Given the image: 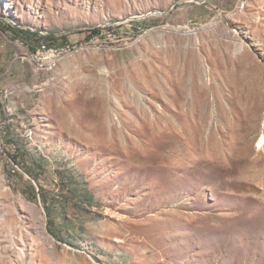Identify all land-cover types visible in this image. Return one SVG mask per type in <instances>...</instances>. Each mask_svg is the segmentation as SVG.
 <instances>
[{
  "label": "rangeland",
  "instance_id": "1",
  "mask_svg": "<svg viewBox=\"0 0 264 264\" xmlns=\"http://www.w3.org/2000/svg\"><path fill=\"white\" fill-rule=\"evenodd\" d=\"M0 26L39 33L0 264H264V0H0Z\"/></svg>",
  "mask_w": 264,
  "mask_h": 264
},
{
  "label": "crops",
  "instance_id": "2",
  "mask_svg": "<svg viewBox=\"0 0 264 264\" xmlns=\"http://www.w3.org/2000/svg\"><path fill=\"white\" fill-rule=\"evenodd\" d=\"M10 26H0V128L6 118L16 112V76L17 71L25 76L27 65L24 59H18V42ZM24 87L26 82L24 80ZM28 87V85H27Z\"/></svg>",
  "mask_w": 264,
  "mask_h": 264
},
{
  "label": "trees",
  "instance_id": "3",
  "mask_svg": "<svg viewBox=\"0 0 264 264\" xmlns=\"http://www.w3.org/2000/svg\"><path fill=\"white\" fill-rule=\"evenodd\" d=\"M11 29H12L14 35H19L24 40H26V38H28V37L34 38V37L39 35L38 32L31 31V30L19 29L16 27H11ZM95 31L98 32L99 29H95ZM44 38H49V36H44ZM2 131L4 133V139L2 140V144L7 145V144H10L12 142V143H14V147L18 149V146L16 145L17 141L13 137V135H12L13 133H12V130L9 128V125L5 126V128H3ZM20 148L21 147H19V149ZM10 158H11V160H17V155L11 154ZM31 175H33L35 179H38L34 174H31ZM30 190L32 193H34V195L37 194L35 187L31 186ZM39 192L41 193L43 200L48 199V193L47 192L45 193V190L42 187H40ZM86 194H88V193H86ZM49 210H51V209H49ZM49 215H52L51 211H49Z\"/></svg>",
  "mask_w": 264,
  "mask_h": 264
},
{
  "label": "bare ground",
  "instance_id": "4",
  "mask_svg": "<svg viewBox=\"0 0 264 264\" xmlns=\"http://www.w3.org/2000/svg\"><path fill=\"white\" fill-rule=\"evenodd\" d=\"M61 58H62V49H58L57 51H49L47 54L46 62H44L43 57H41L37 53V50L36 52L31 53L30 55V60H32L35 63L37 69H42V70H53L58 65Z\"/></svg>",
  "mask_w": 264,
  "mask_h": 264
},
{
  "label": "built area",
  "instance_id": "5",
  "mask_svg": "<svg viewBox=\"0 0 264 264\" xmlns=\"http://www.w3.org/2000/svg\"><path fill=\"white\" fill-rule=\"evenodd\" d=\"M58 49H61V47H54V46H50L48 44H42L40 45V47L37 49V53L43 57L44 62H46L47 60V54L49 51H57ZM1 133V132H0ZM0 144H1V140H0Z\"/></svg>",
  "mask_w": 264,
  "mask_h": 264
}]
</instances>
